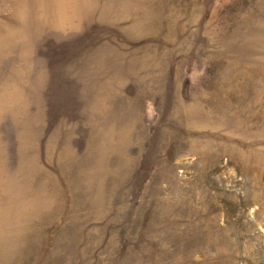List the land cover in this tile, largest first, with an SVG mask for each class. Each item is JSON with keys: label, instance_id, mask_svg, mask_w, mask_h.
<instances>
[{"label": "rangeland", "instance_id": "rangeland-1", "mask_svg": "<svg viewBox=\"0 0 264 264\" xmlns=\"http://www.w3.org/2000/svg\"><path fill=\"white\" fill-rule=\"evenodd\" d=\"M0 264H264V0H0Z\"/></svg>", "mask_w": 264, "mask_h": 264}]
</instances>
